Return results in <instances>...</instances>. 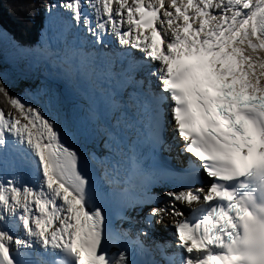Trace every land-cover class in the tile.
I'll return each mask as SVG.
<instances>
[{
  "label": "snow or ice",
  "instance_id": "snow-or-ice-1",
  "mask_svg": "<svg viewBox=\"0 0 264 264\" xmlns=\"http://www.w3.org/2000/svg\"><path fill=\"white\" fill-rule=\"evenodd\" d=\"M86 7L96 14L95 26ZM57 8L71 13L96 44L109 30L119 39L121 71L135 92L133 103L147 115L150 146L165 145L171 124L192 157L189 175L201 186L165 192L167 203L146 218L151 227L171 217L182 251L168 264H264V0L44 5L49 17ZM60 59L75 71L92 65L90 56L72 48ZM0 103V168L13 156L11 177L0 171V264H135L69 133L3 82ZM110 109L118 114L121 102L112 98ZM128 162L124 182L144 184L149 162L135 153ZM116 171L106 169V176ZM141 202L161 199L145 192ZM155 247L163 255L165 245Z\"/></svg>",
  "mask_w": 264,
  "mask_h": 264
},
{
  "label": "trees",
  "instance_id": "trees-1",
  "mask_svg": "<svg viewBox=\"0 0 264 264\" xmlns=\"http://www.w3.org/2000/svg\"><path fill=\"white\" fill-rule=\"evenodd\" d=\"M7 5L6 18H1L0 28L9 35L13 41L29 45L38 35L41 28L44 5L48 0H0ZM12 15L10 18L8 14ZM4 107L0 103V108ZM7 111V109H5Z\"/></svg>",
  "mask_w": 264,
  "mask_h": 264
},
{
  "label": "bare ground",
  "instance_id": "bare-ground-1",
  "mask_svg": "<svg viewBox=\"0 0 264 264\" xmlns=\"http://www.w3.org/2000/svg\"><path fill=\"white\" fill-rule=\"evenodd\" d=\"M55 12H57V9L55 10ZM65 12L67 13V11ZM50 53L52 55L56 54L53 50L50 51ZM36 84H37L36 87L38 86L40 88V92L42 93L44 98L43 99L44 103L43 104L40 103V106L37 108H39L47 118L54 120L58 128L63 126H68L73 131H75L77 135L82 136V138L84 139L92 138L93 128H91L90 123H94L93 120L80 118L79 116H77L75 110L72 109L73 108L72 102H70L67 98L65 99L59 98L56 95V93L52 92V89H50L49 87L42 85L40 83H36ZM28 95H30L29 92ZM11 159H13V156L11 154H8V156L6 157V161ZM6 167L7 165L4 168ZM12 174H13V169L7 172L9 178L11 177ZM166 203L167 200L163 204ZM181 206L187 208L186 206L177 203V207L181 209V211H184L185 209L183 210ZM164 221L166 225L170 224L171 217H165ZM143 225L146 226L144 222ZM156 225L157 224H154V226Z\"/></svg>",
  "mask_w": 264,
  "mask_h": 264
},
{
  "label": "rangeland",
  "instance_id": "rangeland-1",
  "mask_svg": "<svg viewBox=\"0 0 264 264\" xmlns=\"http://www.w3.org/2000/svg\"><path fill=\"white\" fill-rule=\"evenodd\" d=\"M59 0H51V3H58ZM56 10V9H55ZM54 10V11H55ZM60 8H57V12ZM8 11V7L2 1L0 2V14L1 18H6ZM10 12V10L8 11ZM9 18L12 16L10 13L8 14ZM49 21V16L46 13L45 23ZM4 30L0 28V34H2V38H6L5 40L10 41V36L7 33L3 32ZM41 42L38 45H43ZM14 59V55L8 54L6 56L4 54L3 48L0 46V82H3L5 86L8 88L9 92L13 96H19L26 104L32 105L34 107H39L40 103H44L43 95L40 92V88L32 83V79H29L26 74L19 70L22 64L19 65H10V61ZM40 69V67L38 68ZM28 92L30 95H28Z\"/></svg>",
  "mask_w": 264,
  "mask_h": 264
}]
</instances>
